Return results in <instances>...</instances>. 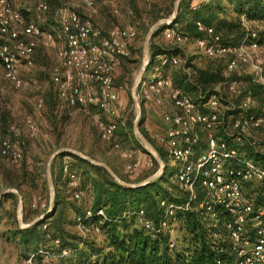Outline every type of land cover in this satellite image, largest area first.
Returning <instances> with one entry per match:
<instances>
[{
	"label": "built area",
	"instance_id": "obj_1",
	"mask_svg": "<svg viewBox=\"0 0 264 264\" xmlns=\"http://www.w3.org/2000/svg\"><path fill=\"white\" fill-rule=\"evenodd\" d=\"M83 7L96 11V1L83 0ZM112 7L114 14L120 13L115 4ZM48 9L46 1L39 3V11L45 13ZM57 14L60 32L66 43L56 51L59 70L52 79L59 89L61 100L74 108H96L112 118L108 122H100L101 138L114 143L115 150L125 161L128 175H135L142 167H154L152 156L114 142L119 128L116 120L118 103L124 91L123 85L115 83L117 59L131 56L129 46L138 37L137 28L133 25L114 26L103 36L92 17H83L68 4L61 5ZM241 21L245 35L237 46L224 43L220 33L201 22L197 25L207 32V37L196 40L195 45L207 57L226 61L227 78L250 75L254 82L261 85L264 98V56L261 55L264 51V27L257 29L245 13L241 15ZM0 34L5 40L0 45L5 79L15 89H22V62L32 65L37 47L40 44L51 47L54 35L38 23L26 22L21 10L11 0H0ZM164 36L171 46H180L188 40L175 28H167ZM184 62L179 57L160 56L142 79L136 98L138 102L153 104L160 109L165 129H155L150 135L174 166L177 181L188 193L189 200L184 205L163 201L161 204L166 208V215L158 223L149 218L143 209L127 211L124 217L134 216L138 225L153 236L163 233L173 236L176 229L170 224L169 216L175 210L204 209L214 228L218 227L219 216L225 218L235 264H264V204L256 205L246 196L248 188L257 184H261L264 191V164L257 160L258 157L264 158V144L259 143L264 138V108L261 114L256 112V98L241 79H226L211 90H200L197 97L188 94L176 87L171 76L163 70L167 63L180 66ZM24 125L30 137L41 134L36 116L28 115ZM9 132L12 138H0V155L19 163L24 157L23 130L13 124ZM247 142L251 143L252 153L257 158L249 156L245 148ZM64 171L70 177V185L77 188L79 182L75 173L71 172L68 160ZM198 189L204 193L202 200H199ZM81 196V191L75 192L76 198ZM32 206L45 213L50 201L39 199ZM93 216L107 219L102 209L96 213L86 209L84 217L77 218L78 230L85 237L87 231L83 221ZM213 236L218 237L216 231ZM51 245L58 248L60 241L54 240ZM174 246L171 240L170 248ZM71 253L69 249H62L59 253L41 249L32 254L28 262H34L35 257L40 256L42 264H59Z\"/></svg>",
	"mask_w": 264,
	"mask_h": 264
},
{
	"label": "trees",
	"instance_id": "obj_2",
	"mask_svg": "<svg viewBox=\"0 0 264 264\" xmlns=\"http://www.w3.org/2000/svg\"><path fill=\"white\" fill-rule=\"evenodd\" d=\"M175 1L170 0L168 9L164 7L161 9L162 7L155 5L149 12L148 20H143L141 12L136 9L139 20L132 22L131 25L139 28V34L147 33L150 24L153 25L161 18L172 15ZM191 2L192 0H182L174 23L169 26L161 25L154 33L150 45V63L146 73L160 56L179 57L185 60L183 64L175 66L167 63L163 70L171 76L176 87L194 97L198 96L200 90H211L226 79H241L245 88L253 92L257 103L255 110L261 114L264 108L261 85L254 82L250 75L245 74L238 78L237 75H232L227 78L225 60L209 58L200 51L199 55H189L183 45L196 46V40L207 37V32L197 25V22H201L220 33L224 43L237 46L245 35L241 15L247 14L253 25L260 29L257 24L264 23V0H210L201 3L197 8H194ZM132 5L136 8L135 4ZM131 14L134 16L133 11ZM167 28H175L177 33L187 37L188 40L180 46L169 45L165 37L161 39ZM42 100L45 127L55 140L47 146L56 148L66 145L65 142L61 143V140L69 116L65 108L66 104L61 100L54 81L46 86ZM13 120L7 99L0 97V129L9 132L10 126L15 124L12 123ZM144 121L142 106L140 126ZM141 131L157 148L166 163V170L159 178L139 188H126L116 182L103 167L93 165L73 153H60L54 159L52 166L56 194L50 216L29 228L21 229L17 216L18 197L9 193L0 201V228L6 229L0 232V236L14 240L22 256L27 259L41 249H49L56 253L61 252L62 249L71 250L72 253L62 258L59 264L67 259L70 264H235L234 255L230 251L225 218L222 216L218 217V227L214 228L213 221L204 209L175 210L174 214L169 216V221L171 225H175L178 232L176 238L169 233L153 236L138 225L134 216L124 217L127 211L143 209L149 218L158 223L166 215V208L161 204L163 201L168 204L184 205L189 200L188 193L177 181L176 170L168 171V158L164 150L156 144L150 133L142 127ZM120 135L127 139L126 130H121ZM201 143L204 147V139ZM259 143L264 144V138L260 139ZM141 148L149 155L142 146ZM245 148L249 156L257 158L252 153L250 142L246 143ZM77 149L84 152L82 148ZM86 153L95 159L92 153ZM66 160L71 172L75 173L78 179L77 188L70 185V177L64 171ZM257 160L264 164V158L258 157ZM154 161L157 168L158 163L155 159ZM116 173L127 182L140 181L134 175L126 177ZM41 180L47 191V185L42 179L38 166L22 160L15 169H5L1 173L0 184L4 187H14L25 200H30L32 190L38 187ZM76 191L82 192L80 198L75 197ZM198 194L199 200H202L204 193L198 189ZM246 196L256 205L264 204L261 184H257L254 188L249 187ZM43 200L49 202L47 196ZM8 203L12 205L11 208H6L5 205ZM88 208L93 213L104 210L107 219L93 216L84 220L83 225L87 231L85 237L78 230L77 218L84 217ZM32 210L31 215L35 217L44 212L39 208ZM27 215L25 204L24 221L28 219ZM72 228L77 229V232H73ZM214 231L217 232L218 237L213 236ZM54 240L60 241L58 248L49 245ZM171 240L175 243L173 248H170ZM34 261L42 264L43 258L36 256Z\"/></svg>",
	"mask_w": 264,
	"mask_h": 264
},
{
	"label": "rangeland",
	"instance_id": "obj_3",
	"mask_svg": "<svg viewBox=\"0 0 264 264\" xmlns=\"http://www.w3.org/2000/svg\"><path fill=\"white\" fill-rule=\"evenodd\" d=\"M13 5L21 10L25 21H32L38 23L44 27L45 31L51 32L54 35L55 41L51 47H44L42 44L38 46L34 55L32 56V65H28L22 62L20 72L24 81V87L22 89H15L11 83H9L4 76V67L0 61V97L5 98L8 101V107L12 112V123L17 124L22 130L21 139L24 141V157L23 161H28L31 165H37L41 173L42 179L46 183V189L41 188L39 185L36 189L32 190L35 195H46L50 201V190L47 184V165L48 161L53 153L64 147L77 149L82 148L81 151L87 155L86 152H90L95 156V160L103 162H118L121 168V175L128 177L125 172V161L120 157L119 153L114 148L113 142H106L101 138L100 122H108L112 120L110 116L102 111L92 109H79L77 107H70L68 105L65 108L68 111L69 119L64 126V132L62 135L61 147L52 148L47 145H51L55 140L53 136L46 130L45 120L43 119V100L42 96L49 83H53V75L56 70H59V62L56 56L58 48L62 47L66 41L62 33L60 32L59 16L57 10L61 5L68 4L77 9L83 17H92L96 27L101 31L103 36L107 35L110 28L114 26H120L126 22L138 21V11L141 12L143 20H148L149 12L155 5L162 7L161 9H168L170 0H95L96 11H91L83 7V0H11ZM46 1L49 5L48 11L41 12L38 10L40 2ZM113 4H115L119 10V14H114ZM132 4L136 5V8ZM164 7V8H163ZM138 9V11L136 10ZM131 11L134 12L131 14ZM136 16V19H134ZM169 18V17H166ZM162 19V18H161ZM142 20V21H143ZM129 23V24H130ZM141 24V20L139 22ZM138 24V27L140 26ZM152 24H150V27ZM255 26V25H254ZM259 28L264 27L263 24H257ZM137 28V27H136ZM258 28V27H257ZM139 32V28H137ZM146 33L139 34L138 39L134 43H131L130 50L131 56L128 59H117L118 64L115 72V83L117 85H123L124 91L121 93L120 101L118 103V119L119 123L118 132L116 133L114 142L121 144L126 149H130L135 152L146 154L139 144L133 131V124L136 119L135 102L132 97V89L138 73L144 65L143 46ZM164 34L161 35L163 39ZM4 38L0 34V45L4 42ZM189 55H199V50L194 45H183ZM264 56V51L261 53ZM151 56V54H150ZM146 74V72H145ZM143 75V78L145 76ZM226 75V73H225ZM142 109L145 107L144 103L139 102ZM146 111V110H144ZM161 114V113H160ZM28 115L36 116L40 127L41 134L37 137H30L25 130L24 121ZM158 117V116H157ZM142 119V114L140 121ZM160 121H162L161 115H159ZM145 124V121L143 125ZM139 125L145 130L144 126ZM126 130L127 139L120 135L121 130ZM142 132V131H141ZM143 134V132H142ZM13 137L8 131L0 129V138ZM157 144V143H156ZM158 145V144H157ZM159 146V145H158ZM160 147V146H159ZM79 150V149H77ZM80 151V150H79ZM147 155V154H146ZM19 163H14L0 155V182L1 173L5 169H15ZM168 161V171H172ZM53 166V164H52ZM159 169L154 166L150 168L152 174H155ZM154 171V172H153ZM148 177L138 181L142 182ZM138 179V178H137ZM140 179V178H139ZM41 183L43 180L40 181ZM131 182V183H138ZM8 188L0 184V193ZM44 199V197L40 198ZM39 200V199H38ZM19 201V200H18ZM6 208H11V204L5 205ZM18 207V204H17ZM25 206H23L24 209ZM42 214V213H41ZM40 214V215H41ZM38 215V216H40ZM36 216V217H38ZM24 224L30 222L23 221ZM73 232H77V229L72 228ZM178 232L175 230L173 238H176ZM51 245V243H49ZM0 264H39L36 261L28 262V259L22 256L20 248L15 244H5L0 241ZM61 264H70L69 260H64Z\"/></svg>",
	"mask_w": 264,
	"mask_h": 264
},
{
	"label": "water",
	"instance_id": "obj_4",
	"mask_svg": "<svg viewBox=\"0 0 264 264\" xmlns=\"http://www.w3.org/2000/svg\"><path fill=\"white\" fill-rule=\"evenodd\" d=\"M182 0H176L174 3V9H173V13L169 18H162L160 20H158L157 22H155L150 29L148 30V32L146 33L145 39H144V46H143V57H144V65L141 68L140 72L138 73L133 89H132V97L133 100L135 102V108H136V119L134 121L133 124V131L134 134L136 136V138L139 141V144L149 153L150 156H152L157 163L159 164V169L158 171L153 174L152 176L148 177L147 179H145L142 182H138V183H130L127 182L123 179H121L117 173L106 163L100 160H95L92 157H90L89 155L84 154L83 152L77 150V149H72V148H68V147H64V148H60L58 150H56L53 155L51 156V158L48 161V165H47V171H46V175H47V184H48V188L50 190V206L49 209L41 214L40 216L36 217L32 222H30L29 224H24L23 222V206H24V197L22 196V194L15 188H8L6 190H4L2 193H0V201H2V199L8 195L9 193H13L15 194L19 201H18V207H17V216H18V224L19 227L21 229H26L29 228L31 226H33L34 224L38 223L39 221L47 218L50 216V214L53 211V207H54V201H55V184H54V179H53V174H52V164L54 162V159L63 152H69V153H73L85 160H87L89 163L93 164V165H97V166H101L103 167L114 179L116 182H118L121 186L126 187V188H139L142 186H145L151 182H153L154 180H156L157 178H159L166 170V163L164 162V160L162 159L159 151L157 150V148L153 145V143H151V141L144 135L142 134V132L139 129V125H140V118H141V114H142V109L139 105V102L136 98V93L137 90L141 84V81L143 79V75L145 74L147 67L150 63V45H151V39L154 35V33L160 28L161 25H171L172 23H174L177 15H178V10H179V5L181 3Z\"/></svg>",
	"mask_w": 264,
	"mask_h": 264
},
{
	"label": "crops",
	"instance_id": "obj_5",
	"mask_svg": "<svg viewBox=\"0 0 264 264\" xmlns=\"http://www.w3.org/2000/svg\"><path fill=\"white\" fill-rule=\"evenodd\" d=\"M210 0H192L191 2V5L193 7L195 6H199L201 3H207L209 2ZM32 22V21H31ZM130 22H126L125 21V24H121V27H128L132 24V22L129 24ZM120 27V26H119ZM138 36H139V32H138ZM138 39V38H137ZM136 41V40H135ZM134 41V42H135ZM132 42V43H134ZM144 115H145V124L143 125L144 128H145V131L148 132V133H151V131L155 130V129H159V130H164L165 129V123L162 121H160L159 119V115H161L160 113V109L158 107H156L155 105L153 104H145V107H144ZM158 116V117H157ZM106 163L116 172L118 173H121V168L119 167V163L118 162H107ZM170 166H172V170H174V166L172 164H170ZM152 173V171L150 169H147V170H144V168L140 169L134 176L136 178H140L139 180H142L146 177H148L150 174ZM39 186L41 188H43V184L41 182H39ZM46 195H35L32 193L31 195V199L29 200H25L24 198V206L26 204V208H27V211H28V215H27V222H32L36 217L34 215H31L32 213V208L33 206L31 205L32 203H35L38 201V199L44 197L45 198ZM19 200V199H18ZM42 200V199H40ZM9 204V203H8ZM32 206V207H31ZM35 209V208H34ZM40 211H43V210H40ZM1 212V211H0ZM24 221V219H23ZM3 231H6L5 228H0V232H3ZM0 241H3L5 244H13L15 243L14 240L12 239H6V237H2L0 236ZM16 244V243H15Z\"/></svg>",
	"mask_w": 264,
	"mask_h": 264
}]
</instances>
